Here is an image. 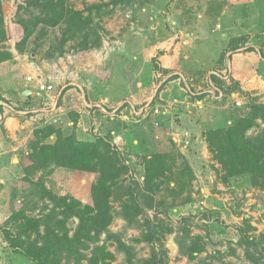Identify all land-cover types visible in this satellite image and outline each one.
<instances>
[{
	"label": "rangeland",
	"instance_id": "rangeland-1",
	"mask_svg": "<svg viewBox=\"0 0 264 264\" xmlns=\"http://www.w3.org/2000/svg\"><path fill=\"white\" fill-rule=\"evenodd\" d=\"M48 1L0 0V153L18 145L0 158V264H41L6 231L22 249L48 247L43 264H264V179L225 168L236 162L227 130L240 119L241 140H264V0ZM62 7L82 11L87 42L83 30L66 34ZM48 69L65 113L40 111L51 107L45 92L32 108L17 95L47 83ZM62 85H76L71 98L88 110L82 132ZM13 115L15 134L3 124ZM93 115L118 117L127 142L98 135ZM66 136L101 137L127 166L107 179V217L92 200L100 171L59 165L44 148ZM153 154L163 173L147 190L142 157Z\"/></svg>",
	"mask_w": 264,
	"mask_h": 264
},
{
	"label": "trees",
	"instance_id": "trees-1",
	"mask_svg": "<svg viewBox=\"0 0 264 264\" xmlns=\"http://www.w3.org/2000/svg\"><path fill=\"white\" fill-rule=\"evenodd\" d=\"M58 1L59 0H49L45 4L49 9H55ZM60 1L62 2L63 0ZM57 17L58 19L66 20L67 28L70 30L67 31L66 34L71 33V31L74 30H83L82 37L83 40L87 42L86 34L88 35V32H85L87 18L84 17L82 11L62 7V10ZM55 22L56 21H53V23ZM2 38L3 37L0 36V41ZM84 44L86 43L84 42ZM2 54L3 52H0V61L2 60ZM257 109L264 111L260 107H257ZM245 121L246 119H240L236 126L228 128L227 130V134L232 140V145L229 151L232 153V158L236 159V162L233 165L232 163L226 164L225 168H227L231 174L251 173L255 177H261L264 179V140H259L258 143L241 140L239 137L244 134L243 126L246 123ZM47 129H49V132L52 131L50 126L47 127ZM61 141L67 145L65 150L60 148L62 145ZM44 148L50 149L55 162L59 165L81 171H100L101 175L99 177V183L92 188V200L98 212L97 216L100 217L101 215L107 217L106 200L111 192L110 187L112 184H108L107 179L116 180L127 169V166L121 163V161L115 156V153L110 151L109 144L105 143L101 137L90 142L66 136L60 137L54 144L45 145ZM163 158L164 156L162 154H153L150 157H142L145 170L143 177V186L145 189L151 190L152 186H154V188L159 187V183L155 181V177L163 173ZM155 163H157V165ZM188 170L190 171L189 168ZM97 230H99V228H97ZM6 234V238L11 246L20 248L17 252L37 260L41 264L48 260V253L50 252L48 247L30 246L22 249V241L19 237L9 231H6ZM152 264L158 263L154 261Z\"/></svg>",
	"mask_w": 264,
	"mask_h": 264
},
{
	"label": "crops",
	"instance_id": "crops-1",
	"mask_svg": "<svg viewBox=\"0 0 264 264\" xmlns=\"http://www.w3.org/2000/svg\"><path fill=\"white\" fill-rule=\"evenodd\" d=\"M48 70H50V69H48ZM45 76L49 80L44 81V82H47V83L49 82V84H51L52 86H53L52 82H57L59 80V76L57 74L53 73L51 70L50 71H46ZM83 77H85L84 74L77 75L76 73H73L71 75V79L72 80H77V81H79V82H81L82 84L85 85L86 84V81H84V78ZM68 84H71L72 85V84H75V83H72V81H71ZM35 86H36L35 84L34 85H32V84L31 85H27L26 87L22 88L17 93V95L20 96V99L22 98V96H26V97L30 96L31 101L33 103V105L31 106V108L34 106V100L39 99V97H37L38 94H39L37 92L38 88L35 87ZM75 86L63 90L64 86L62 85V87H61V89L59 91V94L61 95V100L63 99L65 106L67 105V103H69L70 104L69 110H74L76 112V114H77L78 117H77V121H76L75 125L77 126V130L79 132H82L81 130H86L85 123L83 122V118L86 117V115H88V110H86V108H80V106L77 104V101L75 102L74 97L71 98L72 96H74V93L73 92L76 90L75 89ZM24 90H29L30 91V94L29 95H22V91H24ZM52 91H53V89L48 90V91H41V92H45L46 93L44 95V104H46L48 106H51V107L49 109H45V108L44 109H40V111L50 112V113L52 112L53 113V112H57V110H60L62 113H65V110H68V109H66V107H61V106H59V107L58 106H55L54 107L53 106L54 94H52L53 93ZM99 99H101V98H99ZM105 99H108V102H109V105H107V106L113 107V109H115L118 106V103L119 102H116L114 99H112L110 97H106V98H104V100ZM97 101L98 100L97 99H94V96H93V99L92 98H89V100H86L85 98H83V101L82 102H78V103L80 105H83V106L87 107L88 105L96 104ZM113 102H115V103H113ZM91 118H93V124H95V126H96L95 129H94V131L98 130L99 127H100V131L98 132V135H102V134H105V133L108 132V133L111 134L112 137H114V140H115L116 143H119L120 142L121 145H122V144H124V143L127 142L126 141V137H128L127 134H128V129L129 128H128L127 125L124 126V124L122 123V121H120V119L118 117L112 115V116H109V119H107L106 118V115H103V118L98 119V117H96V116L93 115ZM19 122L20 121H19L18 117L13 115V116H7L6 118H4L3 124H4L5 128H7L8 132H10L12 134H15L16 131H15L14 127L16 125L18 126ZM27 122L28 121L25 120L22 123V125L25 126V124ZM66 124H67V122H66ZM70 124H72V122H68V125H70ZM97 125H99V126H97ZM146 139L143 140V142L145 141L149 145L150 142L147 141ZM17 146L18 145H13L12 144L6 150H4L3 152H1L0 153V156L1 157L0 158H3V159H1V161L4 160V158L7 155H10L11 152L16 151ZM4 161H2V162H4Z\"/></svg>",
	"mask_w": 264,
	"mask_h": 264
},
{
	"label": "built area",
	"instance_id": "built-area-1",
	"mask_svg": "<svg viewBox=\"0 0 264 264\" xmlns=\"http://www.w3.org/2000/svg\"><path fill=\"white\" fill-rule=\"evenodd\" d=\"M29 79H31V78L29 77ZM37 88L39 91H48V90H51L53 88V86L49 83L47 84V83L40 82L39 85L37 86ZM115 110H116V108L113 109L114 112H115Z\"/></svg>",
	"mask_w": 264,
	"mask_h": 264
},
{
	"label": "water",
	"instance_id": "water-1",
	"mask_svg": "<svg viewBox=\"0 0 264 264\" xmlns=\"http://www.w3.org/2000/svg\"><path fill=\"white\" fill-rule=\"evenodd\" d=\"M29 94H30V91L29 90L22 91V95H29Z\"/></svg>",
	"mask_w": 264,
	"mask_h": 264
}]
</instances>
